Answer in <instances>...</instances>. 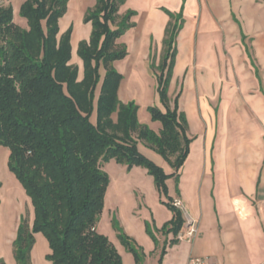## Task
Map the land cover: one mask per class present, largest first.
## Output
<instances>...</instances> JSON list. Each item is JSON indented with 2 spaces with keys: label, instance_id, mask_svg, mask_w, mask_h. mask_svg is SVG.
<instances>
[{
  "label": "trees",
  "instance_id": "trees-1",
  "mask_svg": "<svg viewBox=\"0 0 264 264\" xmlns=\"http://www.w3.org/2000/svg\"><path fill=\"white\" fill-rule=\"evenodd\" d=\"M126 1L97 0L86 11L84 22L92 29L78 43L82 68L71 63L73 28L60 32L68 0H24L20 12L28 28L15 23L11 4L0 3V145L9 149L8 166L34 209L32 222L21 218L13 241L17 264H33L36 233L46 237L53 264H123L113 242L97 231L109 184L104 165L111 159L129 169L141 166L153 176L173 216L161 229L147 224V232L156 245V232L172 233L171 245L179 241L185 218L168 195L167 179L184 164L193 137L178 104L180 94L173 105L169 97L178 26L166 28L162 60L152 66L164 105V110L148 107L152 119L162 124L158 133L140 121L134 100L123 102L118 96L122 75L114 63L128 53L118 40L136 14L128 9L119 18ZM140 143L161 155L175 173H166L139 149ZM113 226L140 264L143 250L116 219ZM165 251L164 245L159 262ZM0 264H6L1 256Z\"/></svg>",
  "mask_w": 264,
  "mask_h": 264
},
{
  "label": "crops",
  "instance_id": "crops-1",
  "mask_svg": "<svg viewBox=\"0 0 264 264\" xmlns=\"http://www.w3.org/2000/svg\"><path fill=\"white\" fill-rule=\"evenodd\" d=\"M96 1L68 0L67 11L60 19L61 33L70 26L73 28L71 43L75 54L79 41L90 36L91 24L84 22V15ZM160 1L164 0H136L138 5H135L127 0L125 5L132 6L138 15L141 3H145L148 14L153 15ZM213 2L221 4V8L214 11ZM189 3L200 5L201 15L204 11L208 15H227V11L234 13L237 9L238 15L254 19V38L249 45L255 63L254 74L249 72L244 76L241 90L201 95L190 110L184 109L189 128L192 129L193 121L196 128L190 133L193 141L189 154L176 173L161 155L139 144V149L166 173H175L167 179V187L169 197L181 201L179 208L185 218L179 241L171 245L172 233L156 232L159 241L156 245L147 232V224L152 229H161L173 216L172 210L160 201L153 176L141 166L128 169L114 161V175L107 196L111 192L115 203L103 209L97 231L113 242L123 264H136V260L118 238L112 211L122 230L143 250L140 264H189L193 257L209 264H264V0H189ZM247 7H251L252 13L247 12ZM75 22L86 30L84 34H76ZM72 57L82 68L81 59ZM150 125L158 133L162 128L159 121L153 127ZM9 179L17 196H24L32 205L12 172ZM14 213L3 225L6 229L9 227L11 246L19 226L16 210ZM29 218L31 222L34 219L33 206ZM191 229H194L192 234L189 233ZM38 236L36 233L32 263L53 264L47 258L51 253L48 241H43V248H40ZM164 245L166 251L159 262ZM0 255H4L1 250ZM12 263L16 264L15 260Z\"/></svg>",
  "mask_w": 264,
  "mask_h": 264
},
{
  "label": "rangeland",
  "instance_id": "rangeland-1",
  "mask_svg": "<svg viewBox=\"0 0 264 264\" xmlns=\"http://www.w3.org/2000/svg\"><path fill=\"white\" fill-rule=\"evenodd\" d=\"M23 2L24 0H0L1 4L12 5L15 23L28 28L27 19L20 12ZM160 2L162 3L158 5L159 12L157 11L156 14H148L146 8L148 5L141 3L140 13L131 16L130 22L133 26L118 40L119 43L126 46L128 53L123 59L114 63L115 68L122 75L118 88L120 100H134L139 104V118L148 125L152 124L151 127L156 121L152 119L148 107L158 106L164 110V105L157 93V82L152 66L160 65L163 57L165 32L170 23L178 26V33L174 43L176 56L169 84V97L173 105L174 97L180 94L178 104L181 110H190L195 99L201 95L241 90L244 76L249 72L254 74L255 70L253 52L249 46L254 38L252 33L254 19L252 20L247 15H238L237 9L234 10V13L227 11V15H208L206 11L203 12L204 15H201L200 5L191 6L189 0ZM133 3L138 5L136 0H132ZM221 6V4L213 2L212 9L219 10L218 8ZM250 8L247 7V12L252 13ZM127 9H133V7L124 4L119 10V18ZM157 13H162V15ZM76 26L77 35L86 32L78 23ZM72 53L74 57L77 56V52L75 54L72 51ZM76 60L72 57L71 63H76ZM95 115L96 112L93 117ZM195 128V121H193L192 129L188 125L189 136ZM8 156L9 149L0 145V250L3 251L2 257L6 264H13L12 261L15 260V257L13 244L11 246L9 241V227L6 229L3 225L8 218H13L15 210L19 223L21 218L30 217L32 205L25 200L24 196L19 198L14 191L9 179V173L12 171L6 165ZM113 161L121 164L111 159L104 165L109 176V184L105 193L103 209H109L115 203L111 192L107 196L114 175ZM156 190L160 196L157 187ZM101 218L99 222H101ZM111 218L117 220L113 211ZM37 234L39 235V247L43 248V241L46 243L47 239L42 233Z\"/></svg>",
  "mask_w": 264,
  "mask_h": 264
},
{
  "label": "built area",
  "instance_id": "built-area-1",
  "mask_svg": "<svg viewBox=\"0 0 264 264\" xmlns=\"http://www.w3.org/2000/svg\"><path fill=\"white\" fill-rule=\"evenodd\" d=\"M173 203L175 206L181 207V201L174 200ZM193 232H194V229H191L189 233L192 234ZM189 264H209V263H207L205 260H203L199 257H193L190 259Z\"/></svg>",
  "mask_w": 264,
  "mask_h": 264
}]
</instances>
